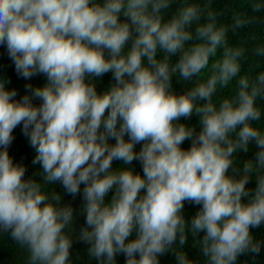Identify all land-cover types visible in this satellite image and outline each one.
I'll return each instance as SVG.
<instances>
[{"label": "clouds", "instance_id": "1", "mask_svg": "<svg viewBox=\"0 0 264 264\" xmlns=\"http://www.w3.org/2000/svg\"><path fill=\"white\" fill-rule=\"evenodd\" d=\"M251 8L264 11V0ZM217 17L196 0H0V45L19 76L47 81L26 85L31 95L16 100L0 80V231L27 249L29 264H72L73 209L45 190L55 182L72 196L83 185L79 239L99 264H115L121 253L125 264H159L170 250L177 264H194L173 247L178 240L182 248L189 232L203 233L195 243L204 264L260 253L250 229L264 224V128L255 126L264 72L241 73L245 49L229 44V26ZM253 19L234 14L231 30ZM255 52L264 56V47ZM107 73L114 83L98 93L90 78ZM173 76L191 87L176 94ZM193 115L198 132L180 123ZM21 125L44 183L25 179L8 154ZM251 142L255 161L238 169L234 154ZM114 160L139 161L143 175L113 170ZM185 202L200 206L190 224Z\"/></svg>", "mask_w": 264, "mask_h": 264}, {"label": "trees", "instance_id": "2", "mask_svg": "<svg viewBox=\"0 0 264 264\" xmlns=\"http://www.w3.org/2000/svg\"><path fill=\"white\" fill-rule=\"evenodd\" d=\"M102 2V0H99ZM196 2L210 4L211 9L218 14V22L229 26L228 40L232 46H239L245 49L244 57L241 59V73L255 76L259 72H264V56H258L255 52L256 48L264 47V11L254 12L251 8L253 0H196ZM175 9L173 5L171 10L165 12V18L167 19L171 15V11ZM234 14H240L244 17L254 18L253 22L246 25L243 28L237 29L235 32L231 30L232 18ZM123 21L125 18L120 17ZM129 41L126 47H130ZM107 55V53H105ZM162 55L161 54H158ZM177 58L172 57V62H175ZM91 82L95 84L98 93L104 92L111 83H114L111 73H107L102 77H91ZM0 80L5 81V87L7 90H15L17 92L16 100H20L26 93V85H31L33 88L42 87L47 81L46 77L42 74L33 76L30 79H24L19 76L15 70V66L12 60L9 58L6 46L0 45ZM172 90L176 94H181L191 87V84L182 81L179 77L173 76L171 80ZM229 90L225 89L223 95H228ZM32 103L39 105L41 101L37 98H33ZM262 106L261 121L257 122L255 126L264 128V101H259ZM180 123L189 127H194L196 131H199V119L193 115L191 118H181ZM14 139L9 145L7 151L13 162L21 164L25 167V179H34L37 182L44 183L42 179V168L39 164H33L35 156V150L30 146L28 138L23 134L22 125L17 126L12 133ZM127 140L128 137L125 136ZM109 143H115L113 139L109 140ZM191 141L186 140L181 147L187 150L190 147ZM141 145L135 146V151H139ZM258 151L254 142L249 144V150L245 153L238 151L234 154L235 166L242 170L243 163L247 160L255 161V154ZM113 170L120 168H129L134 173L143 175L142 166L139 161L134 160L130 165H125L123 161L114 160L112 162ZM230 174L236 175L232 170H229ZM256 186L255 175L252 174L249 182L246 184V188L253 190ZM81 194L72 196L68 194L63 186L59 182L47 184L46 191L49 193L55 192L61 197V205H70L73 209V221L70 228L67 229L71 239L72 246L70 248L69 259L72 264H99V262L91 257L88 253L89 244L82 242L79 239L80 229L85 227V214L83 212V198ZM114 191V190H113ZM113 191H110L108 196L105 197L106 202H110ZM243 202H247L248 198H242ZM200 206L185 202L182 215L186 222L190 224L191 218L197 213ZM254 239L261 243V250L258 255L251 253L241 255L237 258L236 264H264V224L259 228L250 229ZM203 233H198L194 238L191 233H188L187 242L182 248L177 243L173 245L174 248L182 250L187 258L194 262V264H204V258L201 249L195 241L202 238ZM135 238L133 233L130 239ZM159 264H177L174 253L170 250L163 255L158 256ZM126 257L124 254H117L115 257V264H125ZM0 264H29L28 251L26 248L21 247L17 241H15L10 232L0 231Z\"/></svg>", "mask_w": 264, "mask_h": 264}]
</instances>
